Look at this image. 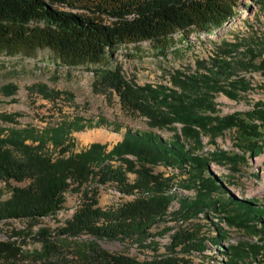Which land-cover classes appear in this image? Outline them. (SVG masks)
Returning a JSON list of instances; mask_svg holds the SVG:
<instances>
[{
  "label": "trees",
  "instance_id": "1",
  "mask_svg": "<svg viewBox=\"0 0 264 264\" xmlns=\"http://www.w3.org/2000/svg\"><path fill=\"white\" fill-rule=\"evenodd\" d=\"M234 6L230 0H0V46L9 52L45 46L53 49L64 65L96 62L126 40H148L165 49L166 36L175 30L190 27L203 33L212 31L233 17ZM216 50L211 62L196 60L189 74L175 70L169 77L170 86L133 85L114 66L107 73L108 86L122 105L146 117L148 130L126 128L109 148L90 142L71 151V132L95 126L81 124L79 117L40 128L29 124L14 127L16 113H0V122L12 124L0 126V180H26L23 186H11L9 195L0 200V220L54 214L61 208L62 193L68 190L78 193L79 203L54 234L137 242L151 235L150 228L164 215L174 196L173 187H193L192 197L179 199L180 221L208 215L250 235L261 232L264 203L235 197L227 189L228 179L207 170L211 161L232 165L243 157L215 147L201 151L199 136L208 134L212 143L225 129H234L244 141L243 149L259 152L263 148H249L263 137L262 105L220 115L214 97L222 93L236 100L240 93L252 89L240 72L264 68V58L254 64L255 56L264 55V44L223 42ZM11 87L2 85L0 91ZM170 124H178L177 131L168 139L161 138L156 130ZM155 165L184 173L182 184H173L172 174L153 172ZM125 173L133 174L130 182ZM90 182L110 183L117 192L132 198L100 208L96 205V187L89 188ZM222 194L224 199L219 198ZM198 232V228L178 227L170 234L168 254L138 260L109 252L93 241L66 259L49 239L47 228L13 230V235H30L39 241L45 254L21 261L19 246L0 240V264H190L176 254L201 251L203 240L212 247L220 246L226 236L221 226L215 228L214 236L203 237ZM222 255L226 264L247 259L264 264V242L259 238L256 243L230 244Z\"/></svg>",
  "mask_w": 264,
  "mask_h": 264
},
{
  "label": "rangeland",
  "instance_id": "2",
  "mask_svg": "<svg viewBox=\"0 0 264 264\" xmlns=\"http://www.w3.org/2000/svg\"><path fill=\"white\" fill-rule=\"evenodd\" d=\"M234 2V14L222 26L207 33L198 32L188 27L184 30H175L166 36L165 49L159 48L148 40H126L116 45L109 54H103L96 62L86 60L64 65L57 53L48 47H35L29 51L17 49L7 51L0 46V86L9 84L12 87L0 91V113H16L14 124L0 122V126L21 127L32 125L40 128L45 124H54L60 119L71 120L80 118L81 124L95 125L84 126L81 130L71 132V151L75 152L90 142L111 144L120 139L124 129L148 130L146 117L129 107L122 105L113 89L107 84V73L118 67L121 77L136 86L144 83L153 85L159 83L170 86L169 77L175 70L189 74L193 71L196 60L201 64L209 63L216 47L223 42L244 44H264V0H230ZM241 49V47L239 48ZM163 53H160L162 52ZM264 55L255 56L254 64H258ZM213 60V59H212ZM241 71V70H240ZM249 82L252 89L240 93L236 100L229 99L222 93L214 97L215 108L218 114L243 112L253 108L254 104H261L264 109V68L240 72ZM41 94V96L39 95ZM178 124L158 128L156 133L168 139L178 129ZM152 130H154L152 128ZM89 134L91 140L84 141L80 135ZM201 151L223 150L224 153L237 154L243 159H236L229 163L217 164L211 161L207 165L208 172L221 176L230 181L227 189L235 197H241L254 202L264 203V142L263 137L252 142L249 148L259 152H248L243 149L244 141L238 137L234 129H225L213 138L208 134L199 136ZM236 145L241 146L238 149ZM112 164L115 162L111 161ZM153 172L163 175L172 174L173 184H182L185 174L175 168L155 165ZM126 180L130 182L133 174L125 173ZM25 181L15 182L11 179L0 180V200L9 195L11 186H23ZM89 188L96 187V205L100 208L117 206L132 198L117 192L110 183L95 185L88 184ZM173 198L169 201L164 215L150 228L151 235L141 241L103 240L95 239L86 234L77 236L56 235V228L62 226L72 211L78 206L79 196L76 192L65 191L62 193L61 208L54 214L36 219H3L0 220V240H10L19 246V259L21 261L32 258L34 255H43L41 243L30 235H13L11 231L29 229L31 232L37 228H47L49 239L58 245L60 255L66 259L72 258L90 241L109 252L124 253L134 258L148 259L156 254H168L167 244L173 230L198 228V234L214 236L215 228L225 229L226 236L217 247H212L206 240L202 241L201 251H186L177 253L188 260L190 264H226L222 250L225 246L237 242H264V216L261 232L250 235L241 229L226 227L217 217L209 216L205 219L199 214L185 221L179 218V199L190 198L194 188L173 187ZM225 195H219L224 199ZM182 214V213H181ZM212 224V225H211ZM207 234V235H206ZM177 250V249H175ZM237 264H263L253 259H247Z\"/></svg>",
  "mask_w": 264,
  "mask_h": 264
},
{
  "label": "bare ground",
  "instance_id": "3",
  "mask_svg": "<svg viewBox=\"0 0 264 264\" xmlns=\"http://www.w3.org/2000/svg\"><path fill=\"white\" fill-rule=\"evenodd\" d=\"M80 138L83 139L84 141H88V140H91L92 138H94L93 136H89V134H86V135H80Z\"/></svg>",
  "mask_w": 264,
  "mask_h": 264
}]
</instances>
